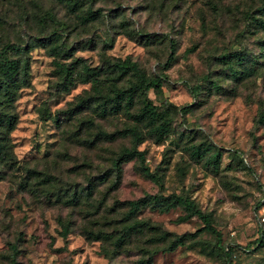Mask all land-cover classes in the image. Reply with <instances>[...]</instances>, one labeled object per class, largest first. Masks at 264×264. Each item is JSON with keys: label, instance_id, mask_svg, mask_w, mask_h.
<instances>
[{"label": "rangeland", "instance_id": "1", "mask_svg": "<svg viewBox=\"0 0 264 264\" xmlns=\"http://www.w3.org/2000/svg\"><path fill=\"white\" fill-rule=\"evenodd\" d=\"M262 5L0 0V48L15 44L6 55L28 63L13 101L11 157L0 161V264H264ZM126 57L146 76H161L160 87L144 95L169 119L161 135L126 111H99L112 81L132 79L114 80L108 66ZM83 65L100 72L84 77ZM142 101L135 96L129 111ZM129 126L135 134L124 130ZM132 146L142 161L133 156L116 169L112 159ZM155 194L191 200L219 239L180 204L159 210L144 203L124 219L126 200ZM133 219L151 226L117 247L86 235L114 236ZM159 231L195 234L163 251L166 240H154Z\"/></svg>", "mask_w": 264, "mask_h": 264}, {"label": "trees", "instance_id": "2", "mask_svg": "<svg viewBox=\"0 0 264 264\" xmlns=\"http://www.w3.org/2000/svg\"><path fill=\"white\" fill-rule=\"evenodd\" d=\"M261 14L264 15V5L261 6ZM95 12H90L91 17H94ZM257 25L264 29V21L259 18ZM11 46H16L11 42H6L2 48H0V161L8 162L11 157V150L8 142V132L12 129L16 115L13 111V101L16 97L17 90L25 85L28 76V63L26 60L20 61L17 58H9L6 55V49H10ZM170 51L165 59V64L172 59V42H169ZM234 56L236 53L234 52ZM111 72L115 73V79L117 80L126 74H129L132 79L127 85H116L113 81L110 83L109 92L106 94L104 101L99 103L98 108L101 113H116L119 110L126 111L131 117H134L137 121L144 119L147 123H152L153 129L156 133L160 134L166 130L168 126V117L163 115L162 111L157 110V106L152 104L146 95L148 89L156 90L160 87L161 76L154 75L148 77L139 68L135 61L129 58H115L108 64ZM61 71L70 73L71 67L59 66ZM81 74L84 77L90 75H97L100 72V68L97 66H81ZM80 81L85 82V78H80ZM143 96L144 101L135 112H130L129 109L133 104L135 96ZM181 111L185 109V106L180 107ZM262 117V115H261ZM125 131L135 134L136 127L129 126L124 128ZM142 136H139L135 143L142 141ZM192 153H199V146H192ZM135 156L142 161V152L137 150L135 146L126 148L123 147L118 154L112 159V164L116 169H119V164L125 159ZM142 173L149 177L153 182L160 184L159 178L154 172L148 170L145 165L141 166ZM144 203H152L154 207L159 210L166 209L168 205L180 204L189 213L197 216L202 225L200 229L213 233L217 239H219V233L211 225L209 217L203 211H201L191 200L184 198L179 194H171L168 197H164L160 194L146 195L145 197L126 200L127 209L123 212L124 219L129 220L130 216L134 215L137 209ZM148 223V224H147ZM147 224L149 228L150 223L133 219L132 221H126L119 227L120 230L116 235L112 236L108 233L96 232L92 233L87 231V236L95 238H101L103 240H110L113 246H119L126 237H129L132 232H140L142 227ZM151 226V225H150ZM195 232H184L181 234H175L169 238V233L166 231H159L154 240L163 241L166 240L160 250L170 251L177 245L184 243V241L194 235ZM156 250V249H155ZM227 254V248L224 250ZM150 254V253H149ZM148 254V255H149Z\"/></svg>", "mask_w": 264, "mask_h": 264}]
</instances>
